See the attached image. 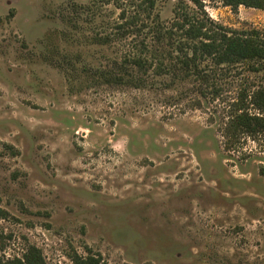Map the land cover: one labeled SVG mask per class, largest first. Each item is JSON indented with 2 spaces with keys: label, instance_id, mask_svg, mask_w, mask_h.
I'll return each mask as SVG.
<instances>
[{
  "label": "rangeland",
  "instance_id": "rangeland-1",
  "mask_svg": "<svg viewBox=\"0 0 264 264\" xmlns=\"http://www.w3.org/2000/svg\"><path fill=\"white\" fill-rule=\"evenodd\" d=\"M199 1L0 0V262L264 264V139L221 136L264 63L207 60L199 80L173 26L264 37V11Z\"/></svg>",
  "mask_w": 264,
  "mask_h": 264
},
{
  "label": "trees",
  "instance_id": "trees-1",
  "mask_svg": "<svg viewBox=\"0 0 264 264\" xmlns=\"http://www.w3.org/2000/svg\"><path fill=\"white\" fill-rule=\"evenodd\" d=\"M187 1L197 9L202 8L199 0ZM219 1L233 11H236L239 6L264 11V0ZM146 2L150 7L153 5V0H146ZM173 26L180 32V38L176 40L174 46L182 70L199 80L208 77V71L200 67L202 62L207 60L216 66H232L252 61L264 63V37H261L257 31L225 29L206 23L205 20L184 10L180 13L177 11ZM133 62L139 68L143 66L141 59H136ZM101 77L105 78L106 82L122 81L119 76L114 78L111 74L103 73ZM249 108L255 113H250ZM221 136L227 150L235 146L241 137L249 138L252 141L264 139V85L248 95L241 93L239 98L231 103L226 122L221 129ZM3 212L0 208V217L4 214ZM69 259L72 264H106L100 255L90 253L83 257L72 251ZM0 264H46V262L38 248L29 246L21 259L1 261Z\"/></svg>",
  "mask_w": 264,
  "mask_h": 264
}]
</instances>
